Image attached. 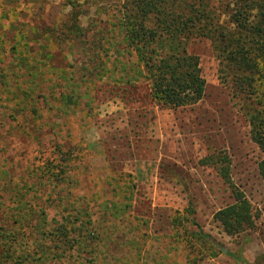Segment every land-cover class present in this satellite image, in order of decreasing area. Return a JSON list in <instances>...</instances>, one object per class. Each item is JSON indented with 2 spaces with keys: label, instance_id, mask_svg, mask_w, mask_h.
<instances>
[{
  "label": "rangeland",
  "instance_id": "374dc122",
  "mask_svg": "<svg viewBox=\"0 0 264 264\" xmlns=\"http://www.w3.org/2000/svg\"><path fill=\"white\" fill-rule=\"evenodd\" d=\"M74 1L77 10H87L80 17L87 42H76L73 47L58 43V39H47L50 29L64 25L71 17L73 7L68 0H30L26 10L29 14L20 15L18 23L10 26V21H0V36L8 40V50L15 44L20 49L30 46L33 54L49 50L55 56L50 63L57 72L37 65L29 70L34 75L31 77L16 64L19 59L13 52L8 53L5 66L17 76L21 90L38 80L42 84L40 97L20 105L19 112L13 110L17 101L7 95L0 101V186L7 179L3 170L10 177H27L41 156L51 155L63 145L78 155L72 169V200L91 211L105 237L104 244L109 246L102 248L99 264H186L187 251L171 221L176 212H184L190 201L196 210L190 217L227 251L236 252L244 237L250 238L244 256L254 262L264 254V180L259 173L263 155L250 136L248 107L222 83L210 42L198 38L188 46L199 57L206 80L203 99L192 106L163 107L151 99L145 84L116 81L113 39L107 43L111 50L105 54L102 51L96 63L88 62L96 31L102 30L108 37L115 35L112 24L119 0ZM3 3L6 13L19 5L16 0H0V5ZM1 12L0 8V16ZM28 23L39 31V37L33 36L35 41L19 37V33L30 30ZM28 34L32 35L30 31ZM30 60L33 62L32 56ZM84 64L93 72L83 68ZM83 71L89 79L84 82L79 81ZM72 82H80L73 97L76 103L63 113L59 111L63 103L50 97L49 89L68 94L74 88ZM47 95L50 98L46 99ZM7 104L10 107L5 109L3 105ZM217 152L230 158L232 180L253 207L255 225L239 238L228 236L213 219L217 211L234 201L216 167L205 162ZM120 191L128 192L130 207L126 215L119 212L115 219L110 209L115 201L123 200L125 194L119 196ZM33 199L35 204L41 203L37 196ZM20 244L33 250L31 241L21 240ZM213 263L242 264L223 252L215 259L198 261Z\"/></svg>",
  "mask_w": 264,
  "mask_h": 264
},
{
  "label": "trees",
  "instance_id": "16d2710c",
  "mask_svg": "<svg viewBox=\"0 0 264 264\" xmlns=\"http://www.w3.org/2000/svg\"><path fill=\"white\" fill-rule=\"evenodd\" d=\"M16 1L19 5L9 9L10 13H6L4 3L0 5L2 23L10 21L11 26L20 21V15L29 14L26 10L32 2ZM68 3L73 7L71 17L64 25L50 29L47 39H58V43L73 47L76 42H87L86 31L80 25V17L87 10H77L74 0ZM120 3L121 0L116 5L115 23L112 24L115 35L108 37L102 30L96 31V43L90 48L88 62L96 63L102 51L105 54L111 50L107 43L113 39L116 81L145 84L154 102L167 108H182L197 104L205 95L206 80L199 57L191 53L188 46L194 39L208 40L219 63L222 83L248 107L250 136L263 155L259 173L264 180V0H125ZM27 25L32 35L27 30L19 33V37H31L35 41L33 36L39 37V31L35 25ZM7 41L0 36V101L7 95L17 101L13 110L19 112L20 105L33 103L40 97L42 83L38 80L21 90L17 76L5 66L8 53L13 52L14 58L20 60L16 64L31 77L34 75L29 70L37 65L57 73L50 63L55 56L49 50L33 54L30 46L23 50L16 44L8 50ZM97 67L94 64V68ZM83 68L93 72L85 64ZM87 75L83 71L79 81L89 80ZM62 77L66 79L64 74ZM35 78L37 76L33 81ZM72 84L74 88L68 94L49 89L50 97L63 103L64 108H59L63 113L65 108L76 103L73 97L80 82ZM21 97L24 99L20 100ZM33 112L37 113L35 109ZM56 149L51 155L41 156L38 166L31 169L27 177H10L8 171L2 172L7 179L0 186V264H99L102 248L109 247L104 244L105 237L93 221L91 211L72 200L75 197L71 188L75 183L72 169L77 152L72 148L65 150L63 145ZM205 162L216 167L234 200L217 211L213 219L228 236L239 238L255 225L252 204L232 180L228 155L217 152ZM121 193L125 194L123 200L115 201L113 210L110 209L115 219L119 212L121 216L129 212L128 192L120 191L119 196ZM34 196L41 203L35 204ZM184 212H176L171 223L187 251L186 264H198L206 257L215 259L222 250L200 223L190 217L196 213L192 201ZM21 240L31 241L33 250L25 249ZM250 241L245 236L239 250L228 251V256L242 264H264L261 262L264 254L254 262L245 258L244 246Z\"/></svg>",
  "mask_w": 264,
  "mask_h": 264
},
{
  "label": "water",
  "instance_id": "95a60500",
  "mask_svg": "<svg viewBox=\"0 0 264 264\" xmlns=\"http://www.w3.org/2000/svg\"><path fill=\"white\" fill-rule=\"evenodd\" d=\"M220 249L222 250L223 254H228L227 249L223 248L221 245H218Z\"/></svg>",
  "mask_w": 264,
  "mask_h": 264
}]
</instances>
